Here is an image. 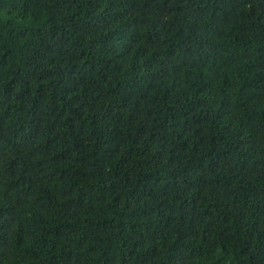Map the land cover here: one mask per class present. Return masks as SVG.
Masks as SVG:
<instances>
[{
	"label": "trees",
	"instance_id": "1",
	"mask_svg": "<svg viewBox=\"0 0 264 264\" xmlns=\"http://www.w3.org/2000/svg\"><path fill=\"white\" fill-rule=\"evenodd\" d=\"M0 264H264V0H0Z\"/></svg>",
	"mask_w": 264,
	"mask_h": 264
}]
</instances>
